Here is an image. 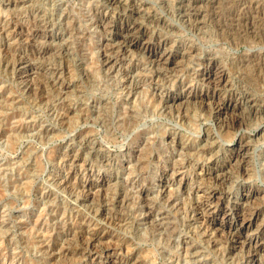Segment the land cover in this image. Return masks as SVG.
<instances>
[{
  "label": "rangeland",
  "instance_id": "1",
  "mask_svg": "<svg viewBox=\"0 0 264 264\" xmlns=\"http://www.w3.org/2000/svg\"><path fill=\"white\" fill-rule=\"evenodd\" d=\"M135 1L144 6L138 19L148 35L167 37L173 50V70L159 84L146 53L116 48L111 51L119 58L116 66L104 62L110 35L97 16L105 0H29L19 6L0 0V26H6L2 32L0 27V264H102L136 252L150 264H169L170 254L185 241L204 251L206 264H241L236 255L222 259V247L209 242L189 206L193 187L217 185L198 180L196 168L209 155H225L235 142L199 98L201 90L211 88L203 75L208 70L228 72L241 92L242 119L232 131L237 137L252 135L246 137L252 144L250 175H241L235 162L227 168L234 174L218 186L234 197L244 181L264 187V0ZM40 45L47 46L45 53L36 52ZM21 55L38 66L31 87L14 66ZM129 71L138 79L129 84L133 95L124 89ZM62 84L69 85L65 93ZM160 93L169 104L172 96L181 97L166 107ZM132 115L128 127L125 116ZM84 136L91 139L88 147L80 144ZM95 145L101 151H94ZM163 166L173 190L170 203L161 192ZM98 175L105 183L100 185ZM89 181L100 192L94 207L76 208L75 196ZM141 193L150 198V219ZM224 198L228 203L229 195ZM263 201L264 191L253 205ZM102 206L106 210L100 213ZM223 214L217 212L214 224L227 228ZM263 218L264 210L256 222ZM90 232L101 235L100 255L86 248Z\"/></svg>",
  "mask_w": 264,
  "mask_h": 264
},
{
  "label": "bare ground",
  "instance_id": "2",
  "mask_svg": "<svg viewBox=\"0 0 264 264\" xmlns=\"http://www.w3.org/2000/svg\"><path fill=\"white\" fill-rule=\"evenodd\" d=\"M26 1H29V0H6L8 5H13V6H19L23 3H25ZM105 2H106V7L104 8L103 12H101L97 16L98 22H99L98 25H100L102 27V29L106 33H108V35H110L109 39L103 45V53L102 54H103L104 62L106 64H110L109 67H113L114 63L116 64L118 62L119 58H116V57L111 55V51L115 50L116 48H120L123 52L131 51V50L132 51L138 50L142 53H146L147 54L146 56H149L151 58V61L156 65V78H157L156 83L159 84V82H160L159 78L162 77L163 75H166L167 73H170L171 70H173V67H172L173 63L170 64V62L172 61V58L174 55H173L172 48H169V46H168V38L167 37L166 38H159L158 36H154V38H153V36L148 35V29L138 19V17L141 15L140 13L142 11H144V6H142V3L139 4L135 0H133L131 3H128L127 0H105ZM118 8L119 9L121 8V10H118ZM146 13L148 16L151 15L150 11H148ZM146 13H145V15H146ZM153 18H155V17H153ZM156 18H157V20L161 19L158 21H162V18H159V17H156ZM9 23L11 24V22H9ZM162 24H164V23H162ZM36 26H37V24H36ZM0 27H1V32L6 30L5 25H1ZM34 31L35 32H34L33 36L35 37V35L38 34V32H39L38 27ZM41 31H42V29H41ZM22 34H23V32H22ZM46 37L51 39V37L53 38L54 36L52 33V34H48V36H46ZM0 40H2V39H0ZM33 45H32V47H33ZM1 46H2V44H1ZM5 47H7V46H5ZM47 49L48 48L45 45H40V46H38V48L37 47L35 48V50H37L36 52H39V53H45L47 51ZM14 66L18 69L19 73L22 74L23 77H25L27 85L31 87L33 85V82H32L33 73L36 71L35 69L38 68L36 62L30 60L28 58V55L27 56L21 55L19 58H17L14 61ZM114 66H116V65H114ZM174 68H175V66H174ZM130 73L131 74H128V73L125 74V78H124V83H126V85L124 86V89H125V92L127 95H133L132 86L134 84H136L138 81L136 75L133 74L132 72H130ZM203 75H204L205 81L208 82V84L210 85L209 87H211V88L210 89L208 88L207 90L206 89L201 90V92L199 91L200 92L199 98L201 99L202 102H204L203 104H206V106L208 105L209 108H212L214 116H216L220 120L219 122L221 123V126L226 128V132L233 134V139L235 142L232 146L227 147L226 151H228V152H226L225 155L224 154H218V155L216 154L213 156L209 155V159H207V162L202 164L201 166H199L198 169L196 168V178L198 180L199 179L200 180L206 179V180H209V182H210L211 179H213V181L216 182L215 184H217V185H209L208 187L207 186L205 187L206 184L203 185L201 182V184H198L195 187H193L192 188V192H193L192 198L193 199L191 198L192 201H191V204L189 206V209L191 212H193L192 213L193 216H195L199 220L201 225L205 227V229L204 228L203 229L209 235V238H208L209 242H211L214 245H220L222 247L221 248V251H222L221 254L223 256L222 259H224L226 256H228L230 258V257H232V255H236V257L239 258V261L241 264H264V260L262 259V258H264V255H262L263 257L261 256V254L264 253V218H263L262 222H258V223L256 222L258 217L260 216L261 212L264 210V203L263 204L259 203L258 205L255 204V206L253 205V203H254L253 201L256 199V197H259V195L262 194V192L264 191V187H262L260 185L254 186L252 183L249 184V183H245V181H244L241 184V191L237 192L238 193L237 196L234 197V195L233 196L231 195L232 193L230 190L228 193L226 190H221V188H223V187L218 186L219 183H224L226 180L230 179V177L234 174V171H233V174L231 172L233 169L230 171H227V168L229 166L232 167L231 165L235 164V162L237 164L236 167H237V169H239V172L241 175H244V177L250 175V168L248 167V164L251 161V156H250V153L248 152V150H249V148H251L252 144L250 142L251 140H249L250 138L246 139V137H251L252 135L246 136V137H244V135H240L239 137H237V133L232 131V128H236L240 123V119H242V118H240V112H239V109L241 107V101H240V98H241L240 93L241 92H237L238 89L236 90V88L232 87L230 80H229V77H228V72L224 68H222L218 71L217 70H213V71L208 70ZM132 82L134 84L129 85ZM68 88H69V85L62 84V88L60 90H62V92L65 93L69 90ZM177 90H179V89H177ZM224 91H227L226 96L222 95V93ZM243 94H244V92H243ZM160 95L162 98H164L166 107L167 106H170V107L175 106L176 101L179 100L181 97L179 95L172 96L171 97L172 102L169 104L168 103L170 101L169 98L167 99V97H165V94L160 93ZM245 99H246V97H245ZM245 102H246V100H245ZM163 104H164V102H163ZM130 111H132V109ZM127 112H128V110H127ZM125 118H126L125 122H126L128 127H130L135 121L134 115L125 116ZM102 120L107 121V118L103 117ZM205 133H206V138H209L212 134L211 131L208 130V128H206ZM82 138H85V141L83 140L82 143H80V144H82V146L83 145L86 146V144L89 142L88 140L91 141V139L88 138L87 136H84ZM211 143L214 145L216 144L215 141H212ZM86 147H88V146H86ZM96 150H100V149L95 145L94 151H96ZM102 156L105 157L106 159L110 158L105 153H102ZM84 161H85V159H84ZM236 167H235V169H236ZM163 169L164 170L162 171V173H159L162 176V178L160 180V184L162 185L161 186L162 187L161 192H162L163 196L166 198V201H168L170 203L172 200H174L173 190L171 187L170 178H168L169 176L167 175L168 174V168L166 166H163ZM174 169H175V167H174ZM237 169H236V171H237ZM179 171H182V169ZM179 171H177V172H179ZM105 179L106 178H101L98 175L97 181H99V183L101 185V183H105ZM64 180H66V179H64ZM180 181H181V184L184 185L186 180L184 178H182ZM93 182L89 181L87 184H85L86 188H85L84 193L77 194L75 196L74 206L76 208L81 207V205H83V204H87V205H89V204L93 205L94 204L96 196L98 194H100V192L97 190H93ZM83 188H84V186H83ZM75 189L76 188H74L73 190H75ZM77 191H78V188H77ZM102 192H103V190H102ZM174 192H175V190H174ZM141 194H142V200L144 201V203H146V213H147L146 217L148 219H150L151 217H153L152 216L153 209H152V206L149 205L150 198H149L147 193H141ZM102 195H103V193H102ZM227 195H229V198L227 200L228 203H225L224 197ZM121 202H122V200H121ZM123 202H124V200H123ZM98 204H99V202H98ZM107 206H108V204H107ZM93 207H94V205H93ZM96 208H97V206H96ZM103 210L104 211L106 210L105 206H102L98 209V211L100 213ZM219 210H222L224 213L223 216L226 217V218L225 217L224 218L226 219L225 222L228 224L227 228L216 226V224H214L215 218L217 216V212ZM104 217H105V214H104ZM102 223H103V221H102ZM149 223H151V222H149ZM103 225H105V224H103ZM84 226H85V224H84ZM98 228L101 229L100 227H98ZM243 231H247V234L244 237L242 236ZM100 236H101L100 233L93 232V233H91V235L86 240H84L86 248L87 249L89 248V254H93V256L98 255L99 252L102 250V248L100 247L101 245L99 244V240L101 239ZM222 243H225V244H222ZM194 245L188 241H185L181 250L180 251L176 250L177 251L176 254L175 253L170 254V251L166 250V253L170 254V258H171L170 262H172L173 264H188V262H194L195 264H197V263L206 264L207 262L204 261L202 258L203 255L205 254L204 251H201L202 249H200V248L195 249L196 245L195 246ZM223 246H225V247H223ZM131 248H133V247H131ZM105 252L110 253L111 251L107 249V250H105ZM89 256H91V255H89ZM121 262H123L124 264H150V263L146 262V259L144 258V256L142 254H140V252H136L135 256H128V257H126L122 260H118V261L116 260V257L115 258L109 257L102 264H117V263L120 264ZM170 262H169V264H170Z\"/></svg>",
  "mask_w": 264,
  "mask_h": 264
}]
</instances>
